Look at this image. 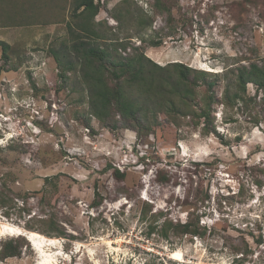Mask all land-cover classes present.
<instances>
[{"label":"rangeland","instance_id":"1","mask_svg":"<svg viewBox=\"0 0 264 264\" xmlns=\"http://www.w3.org/2000/svg\"><path fill=\"white\" fill-rule=\"evenodd\" d=\"M30 2L19 20L14 0H0V41L19 67L0 74V191L10 200L0 208V249L12 239L27 243L21 257L0 264H264V122L255 125L264 119L262 95L251 109L214 106L210 136L182 116L161 115V125L142 137L110 131L95 117L86 127L88 104L58 90L50 53L70 37L66 23H55L73 21L70 1ZM100 2L95 21L110 37L111 28L133 37L127 54L144 45L160 66L220 75V97L238 66L264 62V0H162L170 20L157 0ZM124 5L148 11L152 28L114 20ZM248 90L256 95L252 84ZM46 177L57 185L46 187ZM186 223L197 232L171 227ZM10 227L21 233L8 234ZM29 227L64 236L52 243L41 234L34 247L25 238Z\"/></svg>","mask_w":264,"mask_h":264},{"label":"trees","instance_id":"2","mask_svg":"<svg viewBox=\"0 0 264 264\" xmlns=\"http://www.w3.org/2000/svg\"><path fill=\"white\" fill-rule=\"evenodd\" d=\"M63 1H70L73 21L57 17L58 22L55 23H66L70 37L60 43V48H50V53L58 69V90L78 93L79 102L88 104L90 116L86 118V127H91L90 118L95 117L110 131L128 129L142 137L150 135L161 125V115L170 117L173 122L182 116L190 117L196 128L202 127L204 136H210L216 133L214 106L221 104L226 108L242 106L251 109V104H259L257 98L260 95L264 104V62L238 66L232 71L231 88L227 87L220 97L217 93L222 83L220 75L196 70L183 63L160 66L145 55L144 45L133 47L132 53L127 54L130 48L128 42L133 37L127 34L120 38L113 28L110 37V30L100 29V22L95 21L102 7L100 0ZM155 6L159 14L168 13L169 20L172 18V8L165 6L162 0H157ZM59 12L62 10L59 9ZM111 15L121 25L132 26L135 21V28L143 26L145 30L152 28L154 22L148 11L135 13L126 5ZM141 42L153 47H160L163 43L162 40L144 38ZM0 49V74L18 71V65L12 62L9 55L11 46L0 41ZM74 84L77 89L73 88ZM250 84L256 87L255 96L249 93ZM201 89H204L203 94ZM261 122L264 119L261 121L258 118L255 125ZM115 175L123 177L118 170ZM55 178L46 177V187L56 186ZM96 195L99 200L95 205H98L102 197L99 192ZM9 201L5 192L0 191V208L7 207ZM171 227L180 234L197 232L190 223ZM29 230L48 238L64 236L58 228ZM24 241L18 238L4 242L0 260L21 257L27 244Z\"/></svg>","mask_w":264,"mask_h":264},{"label":"bare ground","instance_id":"3","mask_svg":"<svg viewBox=\"0 0 264 264\" xmlns=\"http://www.w3.org/2000/svg\"><path fill=\"white\" fill-rule=\"evenodd\" d=\"M6 232L8 234H10V235H18V234L21 233L20 230L18 228H16V227H10L9 229L7 228ZM26 235L29 236V238H30V240H31V242H32V244H33L34 247H37V244L35 242L36 240H38V239L39 240L44 239V236L43 235H41L39 233H36V232H32V231L31 232L29 231L28 233H26ZM49 240L52 243L55 242V239L54 238H49ZM173 257L175 258V260H179L180 254L179 253H174V256Z\"/></svg>","mask_w":264,"mask_h":264},{"label":"crops","instance_id":"4","mask_svg":"<svg viewBox=\"0 0 264 264\" xmlns=\"http://www.w3.org/2000/svg\"><path fill=\"white\" fill-rule=\"evenodd\" d=\"M30 0H14V5H13V12L14 14L16 13V11H18L19 14H16V17H18L19 20H21V17H20V14L21 12H24L20 6H23V5H27V4H30ZM16 10V11H14ZM3 12L5 13V10L3 9Z\"/></svg>","mask_w":264,"mask_h":264},{"label":"water","instance_id":"5","mask_svg":"<svg viewBox=\"0 0 264 264\" xmlns=\"http://www.w3.org/2000/svg\"><path fill=\"white\" fill-rule=\"evenodd\" d=\"M25 238H26V239L32 244V242H31L29 236H25ZM32 245H33V244H32Z\"/></svg>","mask_w":264,"mask_h":264}]
</instances>
